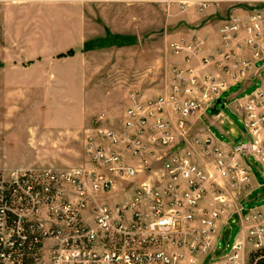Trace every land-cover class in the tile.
<instances>
[{"label": "built area", "instance_id": "obj_1", "mask_svg": "<svg viewBox=\"0 0 264 264\" xmlns=\"http://www.w3.org/2000/svg\"><path fill=\"white\" fill-rule=\"evenodd\" d=\"M211 2L193 0L199 10ZM219 32L221 46L201 56L199 66L172 68L168 91L130 92L122 130L98 127L88 136L92 166L0 168L2 264H249L252 254L263 253L264 207L248 212L239 201L250 194L254 162L264 176V7L231 14ZM203 43L196 36L170 42L169 50L190 62ZM255 61L260 84L244 105L246 139L230 148L211 136L188 140L186 119L213 106L227 84L199 67L214 64L237 77ZM169 108L189 147L166 152L161 168L130 194L103 201L122 180L154 165L145 167L158 148L178 141ZM232 205L242 234L223 255L218 222Z\"/></svg>", "mask_w": 264, "mask_h": 264}, {"label": "rangeland", "instance_id": "obj_2", "mask_svg": "<svg viewBox=\"0 0 264 264\" xmlns=\"http://www.w3.org/2000/svg\"><path fill=\"white\" fill-rule=\"evenodd\" d=\"M45 1L35 0L34 5L28 6L21 15L25 16L29 22H37V30L39 29L40 32L45 31V26H51L54 34L65 22L70 27L72 26V29H75L78 24L74 19L69 20L68 12L62 10L60 12L53 11L52 13L49 6L45 5ZM82 2L86 6V17L90 22V44H88L91 47L81 55V58L87 64L93 66L90 73L94 74V81L88 87H84L85 89L75 88L77 89L78 101L74 105L67 103L69 106H75L78 128H83L84 125L88 127L96 125L102 127L105 124L122 125L124 122L122 113L125 106L129 104L131 91L138 90L142 95H154L163 91L164 87L166 88L163 78L166 41L178 38L186 29L194 27L196 23H201L208 18H226L233 12L231 3L232 5L235 4L234 1L212 0L206 9L199 10L193 4V0H82ZM183 2H185V7L182 6ZM250 8L253 7L246 8L242 6L240 9ZM18 13L19 10L10 13V15H17ZM0 15L3 14L0 13ZM52 18L54 22L50 24ZM33 26L35 25L33 24ZM29 32L32 33V29ZM69 49H73L74 53L59 55ZM69 49L50 57L51 59H58L76 54L75 48ZM34 61V59H28L24 64L29 65ZM73 62L78 61H72L71 63ZM259 64L261 62H257V65ZM9 78L10 76L5 75V73L0 74V113L4 115L6 111L12 110L14 116L12 115L11 120H8L5 116L0 118V133L6 129L7 122H11L15 129L12 135L14 139L23 137V139H30L28 142L33 143L32 138L35 136L33 133L30 136L28 132L31 131L33 126L36 128L39 125L30 124L28 126L29 123H43L47 116L58 114L59 111L62 119L67 117V107L62 104L58 107V104L54 103L50 107V104L47 105L45 97L48 95L47 90L49 88L55 92L57 90L62 92L63 89L67 90L69 88L40 87V85L36 84L34 86L26 82L24 78L22 80L21 77L13 78V80ZM253 81L251 85L240 92V95L249 94L259 86L260 80L254 79ZM240 87V84L230 86L222 94L223 99L240 89ZM84 92H86V100L84 99ZM90 106L92 110L89 109ZM219 108L225 113L222 121L217 124L211 123L208 117L212 115V110L209 109L206 112L207 117L202 120V124L223 141L238 142L244 139L242 134L244 123L241 117L233 111L230 103L224 107L220 103ZM88 109L90 115L86 116L84 114L87 113ZM103 112L107 117L104 116L99 119V114ZM66 124L65 122L61 124V127H64L62 129H65L64 131H68ZM27 126L28 132L20 134L18 130ZM11 128L12 126L8 130H11ZM221 128L226 133H223ZM42 130L45 131L46 128H42ZM64 131H61V138L67 136L66 133H63ZM46 143H40L39 148L35 149L34 152L29 148L28 150L22 148L18 144L14 146L0 144V163L5 161L17 162L23 156L30 157L34 154V157L44 163L60 162L67 164L70 161H81L86 153V150L84 152V136L79 133L69 132L67 142L61 139V142L56 145ZM66 167L72 166L57 168ZM253 170L257 180L264 181L256 162L253 163ZM136 179L137 176L124 179L121 184H118L112 190L119 188V193L124 196ZM262 192H264V188L254 189L251 195L240 201V204L244 209L263 205L264 197L256 198V195ZM225 220L227 225L222 227L216 242L219 252L223 255L230 252L240 233V225L236 216H230Z\"/></svg>", "mask_w": 264, "mask_h": 264}, {"label": "crops", "instance_id": "obj_3", "mask_svg": "<svg viewBox=\"0 0 264 264\" xmlns=\"http://www.w3.org/2000/svg\"><path fill=\"white\" fill-rule=\"evenodd\" d=\"M226 2H233L234 5L231 3V7L233 8V12H231L228 16L231 14H242L246 15L248 12H250L253 9L257 8H263L264 7V0H222ZM35 3V0H0V13L3 15H0V74L5 73V75L10 76V80H13V78L21 77V79L33 84L34 86L37 84L40 87H64L69 88L67 90L63 89V91L57 90L56 92L52 89H48V95H46L45 99L47 102V105L54 103L58 104V107H60L62 104L64 107H67V117L61 118L60 111L58 114H54L53 116H47L45 119V122L38 123V122H32L30 124H38L39 126L36 128L31 129L30 132H28V126L26 128H20L18 131H20V134L27 133L31 136V134H34V138H32V142L30 143V139H14L13 133V123L7 122V125L5 126L6 129L0 133V144L1 145H7V146H14L15 144H18L22 146V148H25L28 150L31 149L32 152L36 151L35 149L39 148L38 145L43 142H47L49 145H56L59 144L62 140H65L67 142V136L69 132L75 134L79 133L80 135L84 136V152L86 150V141L89 135L95 136L97 132L98 126L88 127L87 125H84L83 128H78L79 126L76 124L77 116H76V110L74 103L76 104V101H78V95H77V87H80L81 90L84 87H88L91 82L94 80V74L90 71H92L93 66L90 64H87L85 61L82 60L81 55L84 54L85 51H87L90 47V22L88 21V18L86 17V6L82 2V0H46L45 5L49 6V9H51V12L53 11H66L68 12V16H70V19L76 20V23L78 24L75 29H72V26L68 23H64L59 29L53 34V28L51 26H45V31H39L37 30V22H32L23 15H21L24 10L28 6H33ZM253 7L250 9H240L241 7ZM19 10V13L17 15H10L12 12H16ZM74 15V16H73ZM227 16V17H228ZM226 17V18H227ZM223 19H217V18H208L205 21H202L201 23H196L194 27H190L184 31V33L181 34V36L176 37L174 40L170 39L167 40L165 43V50H164V90L156 93L154 95L162 94L168 91L170 87L171 82V75H172V68L174 66L179 67H187L189 65L193 66H199L200 64V58L201 56H207L209 54L215 53L218 48L221 46V36L219 32V26L222 23ZM54 22L53 18L50 20V24ZM35 25L32 27V25ZM30 29H32V33H30ZM200 37L204 39V43L201 46V51L198 55V57H194L190 62H187L186 59L182 55L173 54L169 50V44L172 41H180L182 39L189 40L193 37ZM89 43V44H88ZM87 47V48H86ZM69 48H75L76 54L73 56H67L62 57L58 59H51L50 56L57 54L58 52L66 51ZM83 49V50H82ZM81 50V51H79ZM247 57H252V53L250 50H244L242 52ZM83 57V56H82ZM28 59H34L35 61L30 63L29 65H25L24 62ZM81 60V61H80ZM66 61V62H65ZM72 61H78L73 62ZM257 62L261 61H255L253 67L245 70L243 75H239L237 77L232 76L231 74L221 70L219 67L215 66L214 64L204 65L200 66V72L201 73H209L212 75L217 76L218 79L225 81L226 87L220 92L219 98L215 101L214 105L208 108H205L203 111L196 113L192 116H189L186 119L184 130L186 132V136L188 140L193 139L194 137H206L211 136L213 137L214 141L223 145L226 148H230L232 145L243 141L247 137V130L244 124V129L242 131V134L244 136V139L238 141V142H226L219 138H217L210 129L202 124V120L204 117H207V110H212V115L208 117L211 123L217 124L218 122L222 121L225 117V113L220 110L219 104L222 103V107L230 103L231 108L235 113H237L243 123H244V117H245V111H244V105L246 102L247 96L246 95H240V92L247 88L249 85H251L255 80H260L258 77L257 67H259L261 64L257 65ZM260 73L264 75V70H261ZM55 82V83H53ZM49 84V85H48ZM240 84V89L233 92L231 95L227 96L223 99L222 94L226 92L230 86ZM58 88V89H59ZM85 89V88H84ZM255 90V89H254ZM253 90V91H254ZM252 91V92H253ZM87 92V91H86ZM86 92H84V99ZM251 92V93H252ZM9 93V92H8ZM154 95H144V96H154ZM86 100V99H85ZM64 102V103H63ZM67 103L73 104L72 106L67 105ZM130 103V99H129ZM128 105L125 106V109L123 110L122 117L125 120V114L126 109ZM216 108V109H215ZM66 109V108H65ZM90 110L91 106L89 107ZM87 110V113L85 112L84 115L88 116L90 115V110ZM30 110V109H29ZM29 113V112H28ZM12 110L6 111L4 115L0 113V118L5 116L8 120H11L12 116ZM104 116H106L103 113L99 114V119H102ZM85 117V116H84ZM107 117V116H106ZM166 117L171 120L172 122V128L176 131V134L178 135V141L175 142L173 145L166 146L163 148H158L155 151V156L148 159V162L145 164V167H148V164L151 163V161H154V165H152L150 168H146V170L140 174H138L137 179L134 180L133 186L125 193L123 196L122 193H119L120 191L117 188L116 190H112L108 194L104 195L102 200L106 201L108 203H113L115 201H118L125 197L126 195L130 194L135 186L138 185L140 181L143 179L148 178L149 176H153L155 174L154 169H160L162 166V160L166 155V152H175V149L182 150L184 148L189 147L188 142L185 140V137L181 134H179V130L176 126V114L173 112L172 109L169 108L167 111ZM67 125L68 131H64L65 129H62L64 127H61V124L64 123ZM11 130H8L9 127H11ZM78 126V127H77ZM102 127L111 128L114 130H122L124 128V122L121 125L113 124V125H103ZM42 128H46L45 131L42 130ZM42 130V131H41ZM64 131L63 133H66L67 136L64 138H61L60 135L61 131ZM221 131L223 133H226L224 129L221 128ZM56 140V141H55ZM31 146H30V144ZM46 143V144H47ZM37 145V147H35ZM58 146V145H57ZM61 148V146H60ZM124 153H126V159L132 163H135L136 165H139V160L133 159L130 156L127 155V152L125 149L122 148ZM48 161V160H47ZM92 166V163L90 161L89 156L85 153L82 160L79 162H73L70 161L67 164L56 162V163H44L42 160L37 159L34 157V154L30 157L23 156L20 160L17 162H9L5 161L3 163H0V168H47V167H64V166ZM259 171L261 173V176L264 178L261 172V166L258 164ZM253 166H252V181H251V189L250 194L254 189L257 188H264V181L260 182L257 180L255 173L253 172ZM118 192V193H117ZM248 195V196H249ZM264 197V192L261 194H257L256 198ZM241 201V200H240ZM239 201V203H240ZM264 207V204L258 207L250 208V209H244L248 212H255L258 209H261ZM234 206H230L228 209H226L222 214L218 222V237L220 235V231L223 226L227 225V222L225 219H227L230 216H236L237 221L240 225V233L242 234L241 229V218L238 212L234 211ZM244 208V207H243ZM221 254V252H220Z\"/></svg>", "mask_w": 264, "mask_h": 264}, {"label": "trees", "instance_id": "obj_4", "mask_svg": "<svg viewBox=\"0 0 264 264\" xmlns=\"http://www.w3.org/2000/svg\"><path fill=\"white\" fill-rule=\"evenodd\" d=\"M73 53H74V50L69 49L67 52L61 53L59 55H70ZM0 252H1V246H0ZM0 264H2L1 256H0ZM249 264H264V251L263 253L252 254Z\"/></svg>", "mask_w": 264, "mask_h": 264}, {"label": "water", "instance_id": "obj_5", "mask_svg": "<svg viewBox=\"0 0 264 264\" xmlns=\"http://www.w3.org/2000/svg\"><path fill=\"white\" fill-rule=\"evenodd\" d=\"M216 109V108H215Z\"/></svg>", "mask_w": 264, "mask_h": 264}]
</instances>
